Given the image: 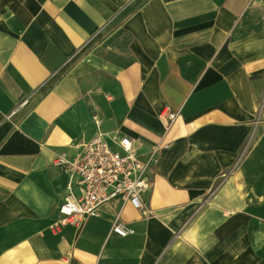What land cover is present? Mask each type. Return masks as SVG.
<instances>
[{"label":"crops","instance_id":"obj_1","mask_svg":"<svg viewBox=\"0 0 264 264\" xmlns=\"http://www.w3.org/2000/svg\"><path fill=\"white\" fill-rule=\"evenodd\" d=\"M98 129L149 161L152 213L53 229V161ZM0 264H264V0H0Z\"/></svg>","mask_w":264,"mask_h":264},{"label":"built area","instance_id":"obj_2","mask_svg":"<svg viewBox=\"0 0 264 264\" xmlns=\"http://www.w3.org/2000/svg\"><path fill=\"white\" fill-rule=\"evenodd\" d=\"M261 105L260 102L259 108ZM158 117L169 127L176 113L162 110ZM94 118L99 126L100 120ZM53 164L68 176L66 192L58 207L60 218L53 229L58 230L65 224L79 226L86 217L98 216L100 206L114 197L128 202L144 216L152 213L142 200V194L151 186L149 161L138 158L131 140L125 135L98 129L80 144L79 152L73 157L57 155ZM110 231L126 236L133 229L116 219Z\"/></svg>","mask_w":264,"mask_h":264}]
</instances>
